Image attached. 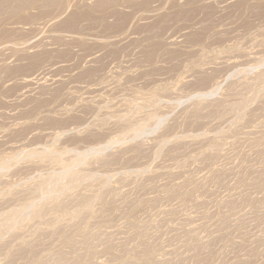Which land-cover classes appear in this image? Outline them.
I'll return each instance as SVG.
<instances>
[{
	"label": "rangeland",
	"instance_id": "374dc122",
	"mask_svg": "<svg viewBox=\"0 0 264 264\" xmlns=\"http://www.w3.org/2000/svg\"><path fill=\"white\" fill-rule=\"evenodd\" d=\"M0 264H264V0H0Z\"/></svg>",
	"mask_w": 264,
	"mask_h": 264
},
{
	"label": "bare ground",
	"instance_id": "6f19581e",
	"mask_svg": "<svg viewBox=\"0 0 264 264\" xmlns=\"http://www.w3.org/2000/svg\"><path fill=\"white\" fill-rule=\"evenodd\" d=\"M1 3H2V2H1ZM3 5H4V4H3ZM109 145H110V144H109ZM109 145H106V146H109ZM104 148H105V147H104ZM106 149H107V148H106ZM92 150H95V149H92ZM102 150H104V149H102ZM100 151H101V150H100ZM89 152H90V151H89ZM93 152H94V151H93ZM97 152H99V151H97ZM102 152H103V151H102ZM85 153H86V152H85ZM85 153L82 154V157H86V156L88 157V155H85ZM90 153L93 154L92 151H91ZM90 153H89V155H91ZM103 153H104V152H103ZM87 154H88V153H87ZM100 154H101V153H100ZM96 155H97V154H96ZM96 155H95V156H96ZM90 157H91V156H90Z\"/></svg>",
	"mask_w": 264,
	"mask_h": 264
}]
</instances>
